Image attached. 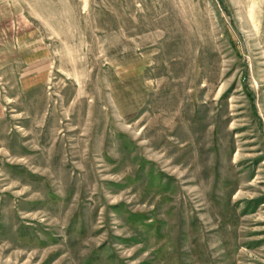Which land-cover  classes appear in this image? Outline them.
<instances>
[{"label": "rangeland", "instance_id": "obj_1", "mask_svg": "<svg viewBox=\"0 0 264 264\" xmlns=\"http://www.w3.org/2000/svg\"><path fill=\"white\" fill-rule=\"evenodd\" d=\"M0 264H264V0H0Z\"/></svg>", "mask_w": 264, "mask_h": 264}]
</instances>
